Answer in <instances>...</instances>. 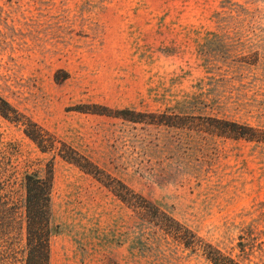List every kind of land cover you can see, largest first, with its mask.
Listing matches in <instances>:
<instances>
[{"label": "rangeland", "instance_id": "1", "mask_svg": "<svg viewBox=\"0 0 264 264\" xmlns=\"http://www.w3.org/2000/svg\"><path fill=\"white\" fill-rule=\"evenodd\" d=\"M0 95L55 142L0 117L16 202L54 162L50 264H264V142L211 131L264 132V0H0Z\"/></svg>", "mask_w": 264, "mask_h": 264}, {"label": "trees", "instance_id": "2", "mask_svg": "<svg viewBox=\"0 0 264 264\" xmlns=\"http://www.w3.org/2000/svg\"><path fill=\"white\" fill-rule=\"evenodd\" d=\"M95 107L98 108V106ZM95 107L80 111L99 115H109L111 112L108 108L97 110ZM115 115L130 121H139L137 114L130 110L121 111ZM0 117L6 121L21 124L24 134L36 144L42 154L55 150L54 140H48L51 136L40 125L21 115L1 95ZM211 121L215 123L212 125L211 131L218 135L264 142V132L257 129L235 122L212 119ZM69 151H72L74 156L66 155L64 150L60 152L63 159L79 166L89 174L99 173L93 163L80 157L75 150L69 148ZM3 155L4 149L0 146V264H18L20 262L22 264H50L51 239L55 233L52 224L54 162L50 160L46 164L43 175H40L39 171L24 172L21 177L17 178V183L20 184V189L23 191L21 203H19L15 201L11 186L6 179ZM173 233L186 247L190 246L189 242L183 240V234ZM20 235L24 237V245L21 248L18 246ZM201 247L203 255L211 264H241L216 247L211 245Z\"/></svg>", "mask_w": 264, "mask_h": 264}]
</instances>
